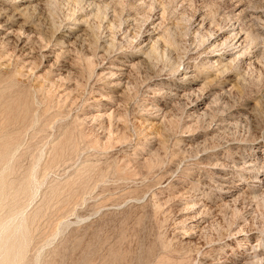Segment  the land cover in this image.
Wrapping results in <instances>:
<instances>
[{"label": "rangeland", "instance_id": "1", "mask_svg": "<svg viewBox=\"0 0 264 264\" xmlns=\"http://www.w3.org/2000/svg\"><path fill=\"white\" fill-rule=\"evenodd\" d=\"M110 1L87 16L76 14L82 0H34L26 16L36 27L30 55H19L16 38L0 40V223L22 245L15 264H218L227 252L240 264H264L243 263L264 250V186L253 199L213 205L221 185L214 175L233 172L243 183L247 172L227 167L253 165L263 153L262 142L248 148L264 128V43L251 50L263 52L256 58L234 62L233 87H214L224 77L212 82L215 72L199 57L230 33L229 0ZM247 1L264 14V0ZM45 15L62 33L68 25L80 32L51 66L43 50L59 51ZM72 15L87 21L73 24ZM167 28L175 47L148 63L147 39L163 43ZM188 49L197 52L202 82L166 97ZM135 52L127 81L110 88L107 66ZM157 76L166 80L155 85ZM198 101L203 107L192 113ZM198 201L206 207H192Z\"/></svg>", "mask_w": 264, "mask_h": 264}, {"label": "bare ground", "instance_id": "2", "mask_svg": "<svg viewBox=\"0 0 264 264\" xmlns=\"http://www.w3.org/2000/svg\"><path fill=\"white\" fill-rule=\"evenodd\" d=\"M33 1L34 0H0V40L5 41V42H9L11 40L13 41V39L16 38L17 47H18L17 49H18L19 55H21L24 58L28 57L31 53V48L29 45V36H33V35L35 36L36 35V27H34L31 24H28V22L26 20V16L28 15V13H30L29 12L30 10H33L32 8H34L37 3H41L43 0H35V1H38V2H36V4H32ZM49 1H51V0H49ZM82 1L86 4V7L76 14H84V15L89 16L88 15L89 11L94 10L96 13L98 11V9H100L101 7L107 8V6H108V4H104V2H103L104 0H97V2H94L93 0H82ZM175 2H176V0H175ZM229 4H230L229 17L231 20L234 21L231 24L230 33L227 36L221 35L218 38L215 37L209 43V48L206 49L205 51H203L201 56L199 57V58H201L200 59L201 62L199 63V65L215 72V75L212 77V82L215 83V81H217L220 77H224L223 82H221V84H223L224 86H221V87L219 85L214 86V87H219L222 89H224L227 85H229V88L233 87L235 82L237 81V78H235V75L232 74L233 73V64L235 61L237 62V58H240V57L243 59L256 58L258 56V52H261V51L255 50L256 52L253 53V51H251V50L253 48H255L257 41H260L258 43H264V14H263V12L261 13L260 12L261 10L259 11L257 9L258 7H255L254 5H250L249 1H247V0H229ZM151 7H153V6H151ZM87 10H88V13H87ZM160 11H159V15L157 14V16H158L157 18L159 19L158 20L159 23H158L156 28L157 29L160 28V30H161V28H162L161 26H163L162 21L166 18L163 17L164 18L163 19L161 16L162 14H164L163 13L164 10L160 9ZM41 13H42V11H41ZM165 13H166V11H165ZM47 15H45L42 20L48 26L50 25V27L53 29V31L51 29V33H52V37H53V39H51V41L54 40L55 45L58 46L57 49L59 52H57V53L55 52V54H54L52 51L49 50V47H48L47 49L43 50L44 52L41 54V59L43 61H46L49 63L47 66H51L52 64H54V61L56 59V55H58V53L70 52V50L75 45V42L80 35V32L76 33V31L78 29L76 27L75 28L71 27V25H68V29L65 32H63V33L60 32L59 30H60L61 25H58L55 28L53 22H50V23L48 22L49 16H47ZM149 15H150L149 17H152L150 12H149ZM83 17L84 16H78V15L73 16L71 19V22H73V24H81V23L87 21V20H84ZM260 19H262V21L260 22L261 24L257 25L255 22L257 20H260ZM163 22H165V21H163ZM201 22H203V21H201ZM166 24L167 23H165V25ZM244 28H246L245 31L248 30V32L246 31L247 33L245 35H244V32H242V30H244ZM152 30L153 29H151L150 33L153 32ZM170 30H171L170 28H167V31H161V37H162L161 39H163V43H161L155 37H154L155 39L148 38L147 42L146 43L144 42L145 43L144 46L146 47L144 49V51L146 53V55L144 57L145 61H147L149 63L150 60L153 57H155V55H157V54L159 55V53H165L167 50H171V46L175 47L174 46V40H176L175 39L176 37L174 38V34L172 32H170ZM83 32H84V30H83ZM27 34H28V37H27ZM140 34L141 33L139 32V34H137L136 37L140 36ZM55 35L57 38L54 39ZM49 43L50 42L48 41V44ZM175 44H176V42H175ZM139 47L140 46L138 45V47L136 49H138ZM217 47H219V48L217 49L215 54L212 55L211 49L214 50V48H217ZM236 53H237V56H236ZM261 53H263V52H261ZM194 54H197V52H190V50L188 49L183 54V56L181 57V61L178 62L177 67L174 69L175 70L174 79H171V83L167 84V86L169 85V87H167V90L165 92L166 97H172L173 98L175 96H178L179 94L185 95L187 89H189V91L195 90L196 85H198L199 82H202V80H200L198 78V75L196 73L197 65L194 63L195 62L194 61L195 60ZM137 56L138 55L135 52L130 57H127L128 59L125 61L120 60L121 62H119V63H114L111 61V63H114V64H109L107 66V68L109 70L106 72L107 78L110 79V81L108 82V86L110 88H120L122 85H124V83L127 81L128 77H129L128 73L130 71H128V69L133 68L136 65L137 61L133 62V59ZM115 59H113V60H115ZM126 61H128L129 63ZM101 63L103 64V60ZM100 66H102V65H100ZM201 66H199V67H201ZM160 75H158V76H160ZM166 75H168V74H166ZM158 76L155 79V80H157L158 83L157 82L153 83L155 85H158L159 83H161V81L166 80L165 77L161 78ZM172 76H174V72H173ZM151 79H152V77H151ZM165 83H168V82H165ZM203 84H204V82L202 83V85ZM165 88H166V86H165ZM223 92L224 91H220V93H217V94L219 96H222ZM109 94L110 95L107 98H110L113 100L114 96H112L111 93H109ZM191 106H194L191 109V111L193 113V112H196L198 109H202L203 103H202V101H198L196 103H193ZM203 110H205V109H203ZM195 114H197V113H195ZM252 136H253V134H252ZM260 142H262L261 143L262 148L260 150H262L263 153L257 157V161H253V165H250L249 163L243 164V163H240L241 161L236 160V161H233V164L231 166H229V167H227L228 165L226 166L227 168H231V169L237 170V171L245 170L249 176H246L243 183L240 182L238 179L236 180L234 178V175L236 173L232 174L233 172L231 173V175L229 174V177L226 176V173H222V172H219V173L214 175V177L217 178L219 182H221V185L215 189V192H217V195H214V196H216L215 198H218V202L213 204L214 207H217L220 205H226L228 203L234 204L237 200H239L240 198H243V197L253 199L254 197L257 196L256 194L259 191L260 187L264 186V175H262V171H264V170H259L257 168L260 161H261V163L264 162V128L259 131L258 135H254L252 137L251 141L249 142V148L248 149L251 151V153L253 151H255V149L258 146V143H260ZM245 167H249V168L246 170ZM1 175H2V170H0V196H1L2 189H3L4 183H5V181L3 180ZM218 181L214 180V182H216V183ZM193 206L194 207H199V206L206 207V204L201 202V201L200 202L198 201V203L195 202V205L193 204L192 207ZM7 229H8V227L4 223H0V264H15L16 260H17V256L21 253L22 245H20L19 242L14 243L13 237H12V232H10L9 235L5 234ZM255 252H256V250H255ZM248 260H251L254 263L264 261V250H261V251L259 250L258 253H255L253 255H245V257H243V261H244L243 263H245ZM217 262H218V260H217ZM240 262H241V259L238 258L236 254L227 252V258L221 259L218 262V264H240Z\"/></svg>", "mask_w": 264, "mask_h": 264}]
</instances>
